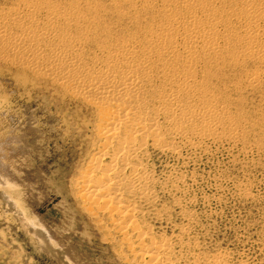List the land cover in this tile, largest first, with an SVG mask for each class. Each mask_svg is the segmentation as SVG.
I'll return each instance as SVG.
<instances>
[{
	"label": "rangeland",
	"instance_id": "obj_1",
	"mask_svg": "<svg viewBox=\"0 0 264 264\" xmlns=\"http://www.w3.org/2000/svg\"><path fill=\"white\" fill-rule=\"evenodd\" d=\"M187 1L206 9L203 21L219 37L206 47L200 36L192 65L204 105L216 102L223 111L221 134L208 140L207 149L184 148L181 157L152 151L156 176L179 169L187 180L185 191L161 193L164 209L159 216L144 212L145 222L155 237L173 239L185 223L174 201L189 194L199 217L193 229L198 252L228 254L233 264H264V16L255 24L244 0ZM165 3L171 0H0V169L15 186L10 198L0 177V264L140 263L122 234L104 230L72 190L89 151L79 139L96 121L95 110L20 58L5 56L15 52L16 38L31 34L33 18L41 29L51 27L46 16L54 12L60 33L81 41L89 59L94 48L142 40L168 17H188L185 5L166 11ZM51 37L43 42H61ZM228 128L237 131L230 136Z\"/></svg>",
	"mask_w": 264,
	"mask_h": 264
},
{
	"label": "bare ground",
	"instance_id": "obj_2",
	"mask_svg": "<svg viewBox=\"0 0 264 264\" xmlns=\"http://www.w3.org/2000/svg\"><path fill=\"white\" fill-rule=\"evenodd\" d=\"M244 1L253 9L250 18L256 24L264 16V4ZM174 3L186 6V19L168 17V22L160 21L142 40L133 38L117 46L102 45L92 49L89 59L82 53L81 41H68L60 33L62 22L58 23L57 14L51 12L46 16L51 27L45 25L41 29L33 18L31 34L16 38L15 52L5 57L20 58L32 72L45 75L95 110L96 121L88 134L79 139L89 151L84 166L79 165L72 179V190L83 211L104 230L111 227L122 234L121 241L129 252L141 257L139 264H233L228 254L207 256L197 251L199 239L193 229L199 217L192 210L189 194L174 201L185 223L177 227L173 239L166 235L155 237L145 222L146 211L159 216L163 208L159 195L182 192L187 180L179 169L167 178L156 176L152 151L181 157L184 148L207 149L208 140L221 134L219 122L223 111L218 110L216 102L204 105L202 100L207 97L192 65L193 47L200 42V36L206 47L215 46L219 37L209 33L203 21L205 8L193 6L187 0H171L165 3V10L171 11ZM254 28L255 25L248 28L246 36ZM51 36L60 37L61 42L45 44L43 38ZM201 102L204 106H200ZM196 126L201 128L189 131ZM236 131L228 128L227 134L231 136ZM2 171V188L11 198L10 188L15 186ZM14 202L17 207L20 205Z\"/></svg>",
	"mask_w": 264,
	"mask_h": 264
}]
</instances>
